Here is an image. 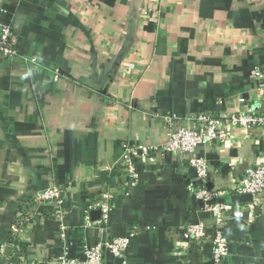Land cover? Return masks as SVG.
I'll use <instances>...</instances> for the list:
<instances>
[{"label": "crops", "instance_id": "1", "mask_svg": "<svg viewBox=\"0 0 264 264\" xmlns=\"http://www.w3.org/2000/svg\"><path fill=\"white\" fill-rule=\"evenodd\" d=\"M0 23L19 52L0 55V264H16V250L17 264H48L63 216L71 256L133 234L122 261L106 254L103 264H211L209 242L181 243L188 224L209 226L212 214L194 196V171L162 150L159 116L187 127L199 112H264V0H0ZM126 145L148 148L134 185L118 168ZM198 152L234 218L224 264H264V206L247 224L245 204L230 202L244 169L264 165V126ZM54 185L64 191L58 214L34 203ZM105 190L115 197L100 230L94 203Z\"/></svg>", "mask_w": 264, "mask_h": 264}, {"label": "built area", "instance_id": "2", "mask_svg": "<svg viewBox=\"0 0 264 264\" xmlns=\"http://www.w3.org/2000/svg\"><path fill=\"white\" fill-rule=\"evenodd\" d=\"M17 40V36L10 26L0 23V55L8 59L18 57ZM24 60L32 64L36 63L35 59L32 58ZM251 75L258 81L263 77L257 69L253 70ZM56 78L57 74L55 72L54 79ZM240 102L243 103L244 101L241 99ZM159 119L165 130V142L162 145V150L177 154L194 171L197 179L203 184L202 188L194 192V196L203 202L204 210L212 214V223L209 226L201 220L188 224L181 233V243L202 244L207 241L211 246V264H224L231 251L225 225L227 221L234 218L230 214V205L218 202L223 192L216 191L209 186L207 161L198 150L227 141L232 137L236 128L251 130L264 126V112L255 113L246 104L243 105V110L236 113L214 116L199 112L191 119L192 125L187 127L178 124L179 120L174 115L159 116ZM147 149L145 146H124L120 166L128 176L131 182L130 185H134L138 176L134 165L135 158H137L139 152L145 155ZM63 194V189L54 185L36 194L34 203L38 205L53 204L58 214L63 202ZM233 194L236 196H251V201L244 203L246 223H251L255 216L256 207L264 206V165L246 167L242 176L234 185ZM114 197V192L105 190L94 203V208L100 212L99 219L96 222L100 230H103L108 224ZM22 223L23 221H19L18 225L12 227L13 234L23 231ZM86 223L87 226L95 224L88 221ZM58 229V237L62 242V248L55 258L49 260L48 264H103L106 254L114 259H122L133 235L125 234L96 241L92 245L84 246L81 255L78 257L71 256L69 253L64 216L58 220Z\"/></svg>", "mask_w": 264, "mask_h": 264}, {"label": "water", "instance_id": "3", "mask_svg": "<svg viewBox=\"0 0 264 264\" xmlns=\"http://www.w3.org/2000/svg\"><path fill=\"white\" fill-rule=\"evenodd\" d=\"M249 201H251L250 195H238V196L235 195V196L230 197V202H232V203H245V202H249ZM97 213L100 214L99 210L97 211ZM8 251H11L10 248H6L4 250V254L6 256H8V254H7ZM117 261L121 262L122 259L118 258Z\"/></svg>", "mask_w": 264, "mask_h": 264}, {"label": "trees", "instance_id": "4", "mask_svg": "<svg viewBox=\"0 0 264 264\" xmlns=\"http://www.w3.org/2000/svg\"><path fill=\"white\" fill-rule=\"evenodd\" d=\"M118 168L120 169V171H122V167H121V166H119ZM122 172H123V171H122ZM112 176L117 177V178L119 179V177H120V173H119V174L117 173V174H115V175L112 174ZM118 176H119V177H118ZM23 215H24V214H23ZM25 216H26V215H25ZM21 217H22V216H21ZM19 219H20V218H19ZM22 219H23V217H22ZM20 221H21V220H20ZM17 222H19V220H18ZM23 224H24V221H23L22 225H23ZM14 244L17 245V247H19V249H23L22 246H21L20 244H18L17 242H15ZM20 253H21V250H19V251L16 250V253L14 254V256H13L12 259H11L13 263H16V264H17V263L19 262V257H20V255H21Z\"/></svg>", "mask_w": 264, "mask_h": 264}]
</instances>
